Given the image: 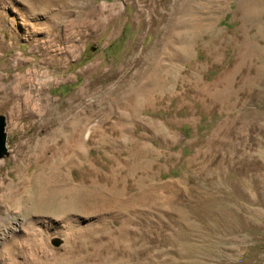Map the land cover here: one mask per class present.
<instances>
[{"label": "rangeland", "instance_id": "obj_1", "mask_svg": "<svg viewBox=\"0 0 264 264\" xmlns=\"http://www.w3.org/2000/svg\"><path fill=\"white\" fill-rule=\"evenodd\" d=\"M89 1L120 8L80 40L76 7L68 18L59 7L0 0V264H264V81L251 51L263 45L264 0H154L141 17L134 0ZM154 44L164 69L143 127L135 131L129 107L102 126L124 133L97 132L88 109L100 95L83 96L87 164L56 171L62 136L47 130V109L74 105L85 85L104 86ZM42 84L50 103L38 97ZM76 190L97 206L38 207Z\"/></svg>", "mask_w": 264, "mask_h": 264}, {"label": "bare ground", "instance_id": "obj_2", "mask_svg": "<svg viewBox=\"0 0 264 264\" xmlns=\"http://www.w3.org/2000/svg\"><path fill=\"white\" fill-rule=\"evenodd\" d=\"M25 1L37 2L40 6H42L43 8H45L49 12L52 10L51 8L59 7V10H60V8L65 9L64 10L65 14H63V15H65L68 18L69 17L71 18V16H73L72 15L73 12L70 11L69 7L70 6L76 7L78 11L76 13L77 14L76 17L74 16L75 18H73V20L76 19L78 22L82 20L81 23L79 22L80 25L78 23V28L80 26L79 31H80V29H82V31L78 32V34H77L78 36L81 34V36H79L80 40H82V34H84L85 32L90 31V29H92L93 27L97 28L96 26H100V24L103 21L107 25L110 21L113 20L114 16L117 14V12H118V10L120 8L118 4H114V3L112 5H108V6L95 7L94 5H92L90 3L89 0H25ZM134 1H135L134 3H136V8L138 10V16L139 17H141V15L144 14V12H145L144 10L146 8H148V9L156 8V6L158 5V4L156 5V1H154V0L153 1H150V0H134ZM260 2H261V0H256V1L254 0V5L255 6L260 5ZM48 9H51V10H48ZM66 9H69V10H66ZM59 10H57V11L59 12ZM74 10H75V8H74ZM172 12H174V11H172ZM53 13H54V10H53ZM59 13H61V12H59ZM161 14H163V13H161ZM60 16H61V14H60ZM172 17H174V16H172ZM65 18H64V20H65ZM54 19H56V18H54ZM54 19H52V20H54ZM57 19L59 20V18H57ZM60 19H61V17H60ZM68 21L69 20H67V23H68ZM138 21H139V19H138ZM55 22H56V20H55ZM60 22H62V20ZM64 23H66V22H64ZM71 24L73 26L74 22L71 23ZM75 24H76L75 26H77L76 22H75ZM56 25H58V24H56ZM75 26H73V27H75ZM67 27H68V25H67ZM67 32L70 33V30L67 31ZM164 33H165V30H164ZM73 35H74V33H73ZM72 36H70V39H71ZM167 37H168V35H167ZM161 39H162V37H161ZM159 40H160V38H159ZM166 40L167 39L165 38V41ZM162 42L163 41H161V43ZM262 43H263V45L261 47L260 46H255V47H253L251 49V51L253 52V56L255 55L254 60H253L254 66H252L255 72H253V73H256L257 81L259 80L261 82L264 81V38L262 39ZM72 48H74V46ZM161 51L162 50L160 49L159 45L158 44H154L149 51L148 50L146 51V54L144 56L139 55L138 57L134 58L133 57L134 53H133L131 55L132 60L130 59L128 61L129 63H128L126 68H123V67L122 68H118L115 71L109 73V76L105 79L106 80V82H105L106 84H104V86H102V87L99 86V88H96V86H97V84H96L95 88H93V89H90L89 86H88L89 89H85V87L87 86V85H85L83 87V90H81V92L79 94H76L72 99H70V100H73L74 105H72L71 102L69 104H67L64 101H60L58 103V107L53 108L51 110L47 109V111H48L47 112L48 113L47 116L49 117L48 122H47V130H52L53 127H57L56 134L58 135V137L59 136L63 137V138L61 137L62 144H61V146H59L60 147V151H61V155L60 156L57 155L58 159H55V162H56L55 163V170L56 171L57 170H58V172H59V170L67 171L68 169H72V168H75L77 166L80 167L83 164H87L86 156H85V154H83L84 151L81 150V148H83L82 147V145H83V139H82L83 132L85 131L86 127L85 128L83 127L84 125H82V124L84 122L82 123V119H81V115H80L81 112H79L77 110L79 108L80 104H81V100H82L83 96H85V97L86 96H90V98H93L94 95H100L98 98H96L97 100H95V101L93 100L94 102L92 103L91 108L88 109L89 110V117L88 118L90 119L94 115V119L95 118L98 119V120L95 119L97 121V123L95 124V128H96L95 130L97 132H100V133L105 134V135L107 134V136H110V135H112V136L118 135L119 136V133L121 131L123 132V130L126 129V128L123 127L124 129L123 130L121 129V131H120L119 130L120 126L118 127V125H110L108 127V130H105L104 128H102V126H103L104 123H106L109 120L108 117L111 116V114L112 115H114V114L121 115L119 112L117 113V111H116L117 109H120V108H122V109L123 108H128L129 109V107L132 108L131 110L134 113V116L132 117V118H134V121L133 120L132 121L136 122V125H134L135 126V131H139V129L141 128V125L143 123V119L140 118V114L145 112V105L150 102L149 101L150 100L149 96L153 95L152 97H154V100H157V98H156V96H154L153 92L157 89V87L159 85L160 78H161V72L163 71L162 69H164L163 68L164 65L161 64V55H162ZM249 67H250V69H252L251 66H249ZM169 72H170V70H169ZM249 72H251V71H249ZM102 74L105 75V73H102ZM246 77H248V76H246ZM103 79H104V77H103ZM250 80H251V78H250ZM253 80H255V78ZM99 81H100V79H99ZM23 83L20 82V84H19V90L17 91L19 93L18 100H21L20 97L22 96V92H23V88H22V84ZM43 86H44V84L40 85V88H38V90L36 89V91L38 92V93L37 92L36 93L41 95V96H38V97H42L46 103H50L49 99H47V97H45L43 95ZM150 92L152 94H150ZM83 99H84V97H83ZM83 102L84 101H82V103ZM81 107H82V105H81ZM46 108H47V106H46ZM243 109H245V108H243ZM65 110H68V111H65ZM73 110H76V112H73ZM250 114L252 115L253 113H249L248 114L249 117L251 116ZM123 115L124 114H122V116ZM86 116H85L86 121H88L87 123H89L91 120H89ZM259 117L264 120V112H263V114H259ZM67 118H68V120H67ZM85 118H83V120ZM117 119L121 121V120H123V117H119V118L117 117ZM256 119H258V118H256ZM126 120H128V118ZM93 122H94V120H93ZM125 123L123 122V123H121L119 125H123ZM143 125H142V127H143ZM86 126H87V124H86ZM92 126H94V125H92ZM67 131H69V134L66 136L64 133L67 132ZM163 132H164V130L162 132H161V130L160 131H156L157 135L160 134V137L161 136L165 137L166 135L164 136ZM90 137H93V134H91ZM138 137H139V135H138ZM90 139H89V141H90ZM101 139H103V138H101ZM116 139H117V137H116ZM104 141H106V140H104ZM103 143H105V142H103ZM109 143H108V145H109ZM50 147L45 149V152H44L45 155L50 154V153H47V150H48V152L52 150V148H50ZM115 147H117V146H115ZM60 151L58 152V154L60 153ZM113 151H115V150H113ZM118 151H115V152H118ZM44 153H43V155H44ZM53 155L54 154H50L49 157H44L43 156L42 159L48 165L52 161L51 158H52ZM55 157L56 156H54L53 158H55ZM47 165H46V168L49 167ZM81 197H82V194H80L76 190L74 193L71 192V193L65 194V198L67 199L66 202L61 201V202H58V203H55V204H50V203L46 204L45 203V204H40L38 207H40V209H42L43 211L49 212V214L52 213L51 215L60 214L63 211L64 212L65 211L78 212V211L84 210V209H82L84 205H86V204H88L90 202L92 203V201L85 202L84 198L81 199ZM94 203H96L95 200L92 203V208H93V204ZM94 205H96V204H94ZM89 206H90V204H89ZM80 209H82V210H80ZM64 212H63V214H64Z\"/></svg>", "mask_w": 264, "mask_h": 264}, {"label": "water", "instance_id": "obj_3", "mask_svg": "<svg viewBox=\"0 0 264 264\" xmlns=\"http://www.w3.org/2000/svg\"><path fill=\"white\" fill-rule=\"evenodd\" d=\"M5 119L0 116V159L6 154Z\"/></svg>", "mask_w": 264, "mask_h": 264}]
</instances>
